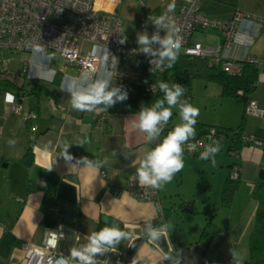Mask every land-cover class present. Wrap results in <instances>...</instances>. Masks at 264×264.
I'll return each mask as SVG.
<instances>
[{
  "label": "crops",
  "instance_id": "crops-1",
  "mask_svg": "<svg viewBox=\"0 0 264 264\" xmlns=\"http://www.w3.org/2000/svg\"><path fill=\"white\" fill-rule=\"evenodd\" d=\"M142 1L143 4L139 0H119L115 5H107L119 16L120 34L127 37L123 44L125 51L111 53L118 58L113 84L122 85L128 99L105 111L101 124L97 123L99 110L80 112L72 108L71 94L64 85L71 80L80 84L84 78L88 82L103 78V64L92 76L81 77L74 67L62 71L64 62L54 53L10 54L0 50V60L8 59L7 70L0 72V264H21L22 242L40 244L46 230L60 227L64 236L57 245V260L62 257L68 264H78L71 259L70 250L84 247L88 236L105 226L102 216L115 219L116 227L125 231L129 239L122 240L116 251L109 250L95 257L97 264H132L134 257L136 264H234L230 248L241 254L242 264H247L248 236L257 206L250 193L260 181L258 170L264 168V116L247 115L244 108L249 99L264 105V70H257L254 89L245 96H225L219 91L221 105L234 106V114L242 121L237 124L222 117L216 126L231 129L241 124L243 132L254 135L260 142L245 141L239 134L240 147L235 148L232 138L236 136L229 133V138L223 135L216 140H229L227 155L219 166H216V156L215 164L204 160L212 165L210 173L214 174L217 168V174L224 181L230 168L237 167L238 184L228 206L222 203L224 181L220 198L223 207L216 209L211 181H198L194 186L196 193H191L192 188L183 186V169L178 172L179 183L174 184V176L171 182L157 189L159 205L136 199L126 192L120 196L112 194L115 188L125 185L130 174L136 173L145 152L155 147L147 142L146 133L133 125L141 107H151L156 102L155 95L144 92V86L159 87L165 69L159 71L158 67L153 73L149 71L152 65L139 56L137 35L151 36L159 31L163 37L182 2L174 0V11L168 12L173 0ZM236 8L264 16V0L200 2L203 14L222 19L229 18ZM161 16L165 17V27L158 29L152 18ZM191 40L203 45L221 42L214 30H197ZM227 56L239 61L264 57V31L256 22L239 23L235 43ZM38 72H51L53 78L39 79ZM195 79L198 78L190 81L192 88L204 82V91L210 85H219L221 89L218 83ZM18 94L24 95L20 114L10 109ZM172 121L171 118L165 128H174L176 124ZM197 122L204 125V130L209 124L199 117ZM195 132V136L200 135ZM81 140L86 141L83 146L79 144ZM67 145H71L67 151L74 157L72 160H65L63 156ZM201 152H191L192 157L197 159ZM189 153L184 152V160L196 162L190 159ZM28 157L30 163L25 164ZM81 157L101 166L89 169L80 162ZM49 168L52 170L48 171ZM60 202L77 211L74 221L60 218L56 211ZM199 205L205 206V212ZM152 228L161 230L159 241L148 237Z\"/></svg>",
  "mask_w": 264,
  "mask_h": 264
},
{
  "label": "built area",
  "instance_id": "built-area-1",
  "mask_svg": "<svg viewBox=\"0 0 264 264\" xmlns=\"http://www.w3.org/2000/svg\"><path fill=\"white\" fill-rule=\"evenodd\" d=\"M119 0H0V50L10 54L20 52L48 55L54 53L64 62L61 70L74 67L79 76H92L103 64V50L123 53L124 47L117 43L120 34L121 20L115 10L108 4L115 5ZM143 4L142 0H139ZM201 0H182L177 12L170 21L169 30L174 36L181 38L179 53L189 58H205L209 66L219 68L229 75L242 72L244 62L252 63L257 70H264V57H249L243 61L227 56L235 43L237 27L243 20H251L264 31V16L236 8L229 18H217L200 11ZM197 30H214L220 35L218 45H203L192 41L191 36ZM36 49H39L37 51ZM139 56L147 61L154 59L143 52ZM8 59L0 60V72L7 70ZM166 67H159L162 71ZM158 87L146 85L143 90L155 95ZM242 91H238L241 94ZM23 94H18L11 111L20 114ZM244 113L256 117L264 116V105L255 100H247ZM105 112H99L97 123L101 124ZM165 126V125H163ZM236 133L232 131L231 134ZM245 141L260 143L252 134L241 132ZM219 137L222 132L217 127L205 129L204 133L195 136L190 143H197L195 151H203L204 147ZM159 138L151 145L155 146ZM185 152H189L185 147ZM233 153V152H232ZM101 176L104 172L101 171ZM229 177L238 178L237 167H231ZM128 193L139 200L153 201L159 205L157 189L141 187L130 174L125 185L112 191L114 196ZM64 236V230H46L40 244L24 241L20 245L22 251L21 264H55L58 254L57 245Z\"/></svg>",
  "mask_w": 264,
  "mask_h": 264
},
{
  "label": "clouds",
  "instance_id": "clouds-1",
  "mask_svg": "<svg viewBox=\"0 0 264 264\" xmlns=\"http://www.w3.org/2000/svg\"><path fill=\"white\" fill-rule=\"evenodd\" d=\"M174 0L168 5L167 11H174ZM157 28L165 27V17L152 18ZM181 38L174 36L172 32L166 31L161 37L159 31L151 36L141 33L137 35V44L140 51L145 55L153 57L149 60L152 65L149 71L155 72V69L161 65L171 68L175 63L179 50L181 48ZM127 42V37L121 32L117 43L123 45ZM243 43V41H238ZM158 45V48H153ZM39 51V49H36ZM103 67L105 69L103 78H98L94 82H88L86 78L82 79L80 84L75 80L67 81V90L71 94L72 108L80 112H105L117 103H123L128 99L126 90L123 86H115L113 84L114 69L118 65V58L113 55L106 47L103 50ZM111 61V64L109 63ZM37 78L44 80H52L53 74L37 73ZM147 82V81H145ZM86 85V86H84ZM159 89L163 93V98L157 100L151 107L142 106L137 113V119L133 125L135 129L146 133L148 143H152L160 138L163 131V125H167L172 117V108L179 105V115L181 122L177 124L172 131L168 132L163 139H159L155 147L147 150L143 158L139 162L136 169L135 180L141 187H150L159 189L164 184L169 183L175 174L184 167L185 147L189 152L195 151L197 143H190L195 139V125L199 115V109L190 104L187 100L181 102L184 94V87L181 84L166 82L159 83ZM63 90V87H62ZM86 141H79L83 146ZM67 145L63 148V156L65 160H72L74 157L68 153ZM204 150L200 153L199 158L202 160H210L215 164V156L220 150L218 141L203 146ZM87 168L98 169L99 163L89 160L87 157L79 158ZM49 168L48 171H51ZM148 237L153 241L161 239V230L152 228L148 231ZM129 239L128 234L119 227H103L99 231L93 232L88 236V243L82 248H74L70 250V257L77 261L78 264H97L95 257L104 255L107 251H116L117 245L122 240ZM132 246V245H130ZM234 264H242L243 258L235 249H229ZM55 264H68V260L59 258ZM132 264H136V257L133 258Z\"/></svg>",
  "mask_w": 264,
  "mask_h": 264
},
{
  "label": "trees",
  "instance_id": "trees-1",
  "mask_svg": "<svg viewBox=\"0 0 264 264\" xmlns=\"http://www.w3.org/2000/svg\"><path fill=\"white\" fill-rule=\"evenodd\" d=\"M257 72L254 64L244 62L241 74L229 75L219 68L209 66L205 58H189L179 53L173 66L171 68L166 67L163 71V82H166L167 74H170L177 84L185 83L189 85L192 78H198L205 82L220 84L222 95L238 97L245 96L254 89ZM239 90L242 91L241 94H238ZM155 99L156 101L162 99V92L159 87L155 94ZM162 127L163 131L159 139H163L168 132L173 130V128ZM203 127V124L197 122L195 131L200 134L204 133ZM241 132H243L242 125L239 124L236 133H234L236 137L232 138V141H235L232 147H240L239 138L237 137ZM237 184L238 178L233 180L229 175L226 177L222 188L223 205H229ZM250 195L257 202V206L254 213L253 227L248 236V258L246 263L264 264V181L257 182L253 186Z\"/></svg>",
  "mask_w": 264,
  "mask_h": 264
},
{
  "label": "rangeland",
  "instance_id": "rangeland-1",
  "mask_svg": "<svg viewBox=\"0 0 264 264\" xmlns=\"http://www.w3.org/2000/svg\"><path fill=\"white\" fill-rule=\"evenodd\" d=\"M167 79L170 85L175 83L173 80V77L170 74H167ZM192 80V79H191ZM190 80V81H191ZM198 80V79H195ZM202 82V81H200ZM202 85H196L193 88L191 85H187L185 83H182L181 85L184 87V94L181 97V102L184 100H187L190 104H192L194 107L199 109V115L198 117L202 119L204 122L209 123L205 126L206 129L211 127H217L219 132H222L223 135L227 136L226 138H229L228 134L232 133V131H236L237 124L241 123L242 119L240 120V117L237 118L235 113V107L230 105H221V100L219 97V91L221 90L219 85H210L209 89L207 91H204V82L201 83ZM218 86V87H217ZM229 113V114H227ZM222 117H228L229 121H235L237 124L231 128L232 130L228 129L224 126H216V123H219V119ZM172 122H174L176 125L181 122L180 115H179V105L172 108ZM240 121V122H239ZM229 130V131H228ZM229 141V140H228ZM228 141H220L219 146L220 150L216 154L217 159V167L220 164L221 159L226 157V148ZM190 159L196 160V162L193 161H185L184 160V167H183V186L192 188L191 193H196V189L194 186L197 184L198 181L202 180V183H205L207 181H211L214 185V197L215 201H217L216 209L220 208L221 204V184L224 180L217 174V168H215V173L211 174V164L206 163L204 160L200 159L199 156L196 158H193L192 153H189ZM229 156V155H228ZM176 180L174 181V184L180 182V174L177 172L175 174ZM200 192H197V200H200ZM205 207V206H204ZM203 206L199 205V209L204 211ZM211 207V206H210ZM223 207V206H222ZM205 212V211H204ZM221 212V211H220ZM201 218V217H200ZM219 221V219H218Z\"/></svg>",
  "mask_w": 264,
  "mask_h": 264
},
{
  "label": "water",
  "instance_id": "water-1",
  "mask_svg": "<svg viewBox=\"0 0 264 264\" xmlns=\"http://www.w3.org/2000/svg\"><path fill=\"white\" fill-rule=\"evenodd\" d=\"M30 160L31 159L28 157L26 158L24 163L29 164ZM258 179L260 181H264V168L258 170ZM56 211L61 219H64L69 222L74 221L76 219L77 211L67 204H64L62 202L58 203ZM101 220L105 225L104 227H116L117 225L116 220L108 216H102Z\"/></svg>",
  "mask_w": 264,
  "mask_h": 264
}]
</instances>
